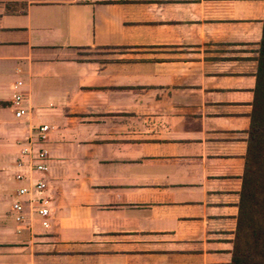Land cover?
Here are the masks:
<instances>
[{
    "label": "crops",
    "instance_id": "1",
    "mask_svg": "<svg viewBox=\"0 0 264 264\" xmlns=\"http://www.w3.org/2000/svg\"><path fill=\"white\" fill-rule=\"evenodd\" d=\"M263 35L264 0H0V264H238Z\"/></svg>",
    "mask_w": 264,
    "mask_h": 264
},
{
    "label": "trees",
    "instance_id": "2",
    "mask_svg": "<svg viewBox=\"0 0 264 264\" xmlns=\"http://www.w3.org/2000/svg\"><path fill=\"white\" fill-rule=\"evenodd\" d=\"M257 88L254 112L249 131L246 174L242 193L241 212L239 218L238 241L236 244V262L238 264H264V227L246 233L247 205L255 202L254 192L264 188V35L258 59ZM259 164L260 171L255 173ZM253 203L252 206L253 207ZM251 236V239L248 237ZM245 239H248L245 243Z\"/></svg>",
    "mask_w": 264,
    "mask_h": 264
},
{
    "label": "built area",
    "instance_id": "3",
    "mask_svg": "<svg viewBox=\"0 0 264 264\" xmlns=\"http://www.w3.org/2000/svg\"><path fill=\"white\" fill-rule=\"evenodd\" d=\"M18 101H20V98H18ZM24 114L25 111L20 110L17 112V117H21ZM49 131V125L40 126L36 133V140L33 141L32 139L30 146L24 151V155L29 158V161L25 164L21 163L20 166L27 169V174L19 175L18 178L20 180L29 178L31 185L20 189L19 196L25 200L14 205V211L18 214V221L24 222L26 213L29 212V215H37L45 227L49 225V218L52 213L50 198L47 194L48 184L46 179L38 178L35 180L32 175L35 173L44 176L49 171V155L43 147L47 142Z\"/></svg>",
    "mask_w": 264,
    "mask_h": 264
},
{
    "label": "rangeland",
    "instance_id": "4",
    "mask_svg": "<svg viewBox=\"0 0 264 264\" xmlns=\"http://www.w3.org/2000/svg\"><path fill=\"white\" fill-rule=\"evenodd\" d=\"M106 51H103L99 48H93V49H84L79 51V55L83 59H91V58H99L103 56ZM264 81V79H263ZM264 85V84H263ZM264 90V88H263ZM261 100H264V95H261ZM259 164H257V167L255 166V173L259 172L260 170ZM259 183L256 185L258 188L257 191L254 192L253 198L255 197V202L253 203V200L251 201L253 203H249L247 205V218L246 219V233L248 235H251L254 230H258L259 228L264 227V188H259ZM251 239V236L248 237V239ZM248 239H245V243L247 242ZM264 247V245H263Z\"/></svg>",
    "mask_w": 264,
    "mask_h": 264
}]
</instances>
